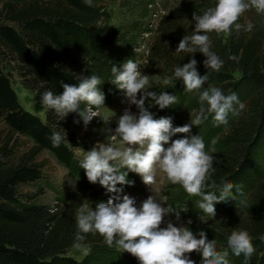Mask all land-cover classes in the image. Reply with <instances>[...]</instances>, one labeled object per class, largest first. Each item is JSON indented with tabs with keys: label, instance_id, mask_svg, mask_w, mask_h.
I'll use <instances>...</instances> for the list:
<instances>
[{
	"label": "trees",
	"instance_id": "obj_1",
	"mask_svg": "<svg viewBox=\"0 0 264 264\" xmlns=\"http://www.w3.org/2000/svg\"><path fill=\"white\" fill-rule=\"evenodd\" d=\"M216 3L217 0H195L177 19L162 18L149 59L160 62L159 74L171 79L165 89L177 98V103L173 104V121L174 116L179 117L182 108L186 107L191 95L185 90L183 81L175 78L174 70L193 58L197 61L199 75L208 76L202 91L215 87L225 95L235 93L244 105L242 109L238 107L231 118L227 117V124L217 125L209 114L199 126L193 125L195 135H217V143L221 146L220 152L209 153L214 159L207 184L214 183L216 187L205 191H213L219 196L224 185L231 183L232 195L229 200L215 204V217L208 216L198 207L200 196L189 195L179 184H173L164 203L177 211L186 208L179 218L191 219L187 227L196 238L204 231L208 239L217 241L218 251L227 249L229 264H245L243 253L233 254L227 239L234 230H246L255 248L247 264H264V172L258 163L259 152L264 147V13L256 11L262 18L259 23H253L251 31L246 30L248 23L244 16L255 8L244 12L235 22L241 26L239 29L234 24L230 33H201L209 36L210 50L223 61L219 71L204 66L206 57L199 51L191 54L172 51L168 47V44L178 45L183 36L194 33V13L202 15ZM188 21L193 27L186 24ZM109 38L105 14L97 0H92L91 5L84 0H2L0 121L6 126V136L0 141V264H92L85 258L77 261L66 256L79 233L77 210L89 200L84 195L75 196L64 200L62 206L55 207L56 211L52 212L50 206L37 202L31 195H22L18 188L41 179L42 166L36 162V157L43 150L73 173L81 165L71 147L80 146L99 125V119L93 118L85 126L75 112L62 118L46 105L45 122H42L19 105L9 78L1 69L2 64L5 58L15 62L22 87L38 97L42 98L49 90L58 95L63 91L61 82L78 84L81 75L101 78L104 70L119 58L115 52L106 50ZM200 106L199 97L191 102L192 119ZM87 107L81 105L82 110ZM64 131L66 137L58 147H53V133L63 134ZM19 136L29 138L33 146L18 159L10 161L16 147L15 138ZM128 178L133 180L130 175L126 177L130 181ZM130 182L133 186L134 181ZM86 187L90 197L107 202L109 195L106 192L92 190L89 185ZM247 191H251L254 209L243 211L237 206L226 211L227 206L234 205ZM190 198L196 204L187 207L186 201ZM169 216L176 217L174 214ZM80 234L84 235L82 246L90 247L91 254L116 246L109 247L105 238L96 232ZM189 254L195 257V264H201L200 253Z\"/></svg>",
	"mask_w": 264,
	"mask_h": 264
},
{
	"label": "clouds",
	"instance_id": "obj_2",
	"mask_svg": "<svg viewBox=\"0 0 264 264\" xmlns=\"http://www.w3.org/2000/svg\"><path fill=\"white\" fill-rule=\"evenodd\" d=\"M84 2L91 5L92 0ZM251 8L264 13V0H217L216 5L207 8L202 15L194 13V33L183 36L176 51L191 54L199 51L206 57L204 66L219 71L223 61L210 50L209 36L201 33H230L234 24L239 29L241 26L235 22ZM252 28L253 24L248 23L246 30L251 31ZM111 72L114 76L111 83L124 91L128 103L136 106L138 114L125 109L118 118L112 139L115 141L118 137L120 143H100L83 155L81 168L89 183L98 182L112 195L107 202L97 203L95 210L90 202L78 208L76 222L79 233L74 247H82L84 235L80 233L96 232L105 238L109 247L115 244L122 252L135 257L139 264H195L188 256L192 252L200 253L201 264H229L228 250L218 251L217 241L208 239L206 232L200 231L199 238H196L187 226H175L168 222L166 227H160L165 216L174 214L178 220L180 212L186 211V208L177 211L166 207L164 202L158 201L153 195H149L137 207L135 199L127 194L122 195L123 187L117 185H131L132 182L126 179L130 171L141 176L144 184L152 186L156 183L159 170L169 182L181 185L189 195L200 196L198 207L208 216L215 217V204L229 200L233 185L226 183L219 196L213 191L206 192V188H215L216 185L207 184L214 157L205 151L203 138L199 135H186L174 140L171 138L177 134H189L191 127L199 126L209 114L217 125L227 124L229 113H237L234 105H239L241 109L244 105L235 93L225 95L221 89L209 87L200 92L201 106L194 119L183 126L173 127L171 117L154 118L145 108V100L150 99L151 103L165 109L177 103L175 95L164 91L159 94L147 91L150 77L142 74L140 66L132 59L127 60L119 69L112 66ZM174 76L183 81L188 92L199 91L208 80L207 74L199 75L194 58L176 67ZM165 83H171V79ZM101 84L103 81L96 75H81L78 84L61 82L63 91L58 95L46 91L42 95V103L62 118L69 113H77L87 126L97 115L93 108L104 107L105 94L100 90ZM82 104L88 107L82 110ZM109 119L106 116L104 121L108 122ZM65 137V131L63 134L53 133V147H58ZM212 143L214 145L216 141ZM211 152H215L214 147ZM187 223L190 224L191 220ZM227 245L236 256L243 253L245 264L255 252L251 236L246 230L232 231ZM83 251L85 255L89 254L90 247L84 246Z\"/></svg>",
	"mask_w": 264,
	"mask_h": 264
},
{
	"label": "rangeland",
	"instance_id": "obj_3",
	"mask_svg": "<svg viewBox=\"0 0 264 264\" xmlns=\"http://www.w3.org/2000/svg\"><path fill=\"white\" fill-rule=\"evenodd\" d=\"M195 0H97L100 4L104 14L107 26L109 28L110 38L106 44V50H111L119 56L115 62L111 63L109 68H106L101 76L103 84H101L100 90L105 94L104 107L99 109L93 108L97 115L94 118L99 119V125L97 129L90 133L82 144L78 147H71L72 153L81 165V160L86 151L91 150L94 146H98L100 143H120L119 138L113 141L112 136L115 134L118 118L123 114L125 109H129L133 114H138V109L135 105H130L125 96L123 90L117 88L116 85L111 83L114 76L111 72L112 66H116L118 69L129 59H132L140 66L142 74L150 77L149 85L146 86L147 91H155L157 94L160 92H167L166 83L168 79L162 77L159 72L161 68L160 62L149 59V51L152 43L157 37L158 23L165 16H170L173 19H177L184 10L191 7ZM2 0H0L1 7ZM262 16L259 15L256 10L248 11L244 19L247 23L260 22ZM258 22V23H259ZM187 25L193 27L191 22H186ZM178 45L168 44V47L172 51H176ZM5 63L2 64V71L4 75L9 78L10 84L17 96L19 105L26 111L38 116L42 122H45V105L42 103V99L38 97L33 91L29 92L21 85V79L18 71L16 70V63L9 61L5 58ZM199 91L190 92V98L185 108H182L179 117L174 116V105L165 109H160L154 103H151L150 99L145 100V108H147L154 118L171 117L173 127L183 126L188 124L192 120V112L189 111L191 102L199 97ZM139 95L137 98H139ZM190 102V103H189ZM151 105V106H150ZM238 109L239 105H234ZM232 113H229L228 118H231ZM110 117L108 122L104 121L105 117ZM195 126V125H194ZM193 126V127H194ZM217 126V125H215ZM191 129L189 134H177L171 139L183 138L184 136L195 135L196 127ZM202 134V133H201ZM205 144V151L209 153H218L221 151V146L217 143V135L212 134L201 135ZM6 136V126L0 121V141ZM216 143L213 145L212 141ZM16 147L10 156V161L18 159L22 154L27 152L32 146L33 142L23 136L15 138ZM168 145H165V147ZM215 148V152H211L212 148ZM36 162L42 166L41 179L37 182L28 185L19 186L18 192L22 195H31L37 202L48 205L52 208V212L56 211V208H60L64 200L73 198L75 196L84 195L90 202V205L94 208L99 203L94 198L90 197V191L86 190V186H92V190H102L109 196L112 195L101 187L99 183H89L86 178L84 170L81 166L78 167L73 173L67 171L61 166L54 157L47 151L43 150L36 157ZM258 163L262 172H264V147L259 152ZM125 171H127L125 169ZM132 176L134 181L132 185H124L117 187H123V194H127L134 198L136 206L139 207L141 202L145 200L149 195H153L158 201L164 202L167 200V194L170 188L173 186L166 177L157 170L156 183L152 186L143 183L141 176L134 172H128V177ZM192 198V197H191ZM189 199L187 207L194 206L196 201ZM244 203H241V201ZM243 211H250L254 209V202L251 199V191H247L241 195L234 205H229L226 211L235 209ZM232 212V211H230ZM191 219L177 220L176 217H170L169 214L164 217V223L160 227H166L168 222H172L175 226H188L187 221ZM192 222V221H191ZM191 224V223H190ZM83 247L72 249L66 254L69 258H73L80 261L85 258L86 261L92 262V264H139V261L127 252H122L117 246L112 247L110 250H102L97 254L85 255ZM189 258L194 261V256L188 254Z\"/></svg>",
	"mask_w": 264,
	"mask_h": 264
}]
</instances>
